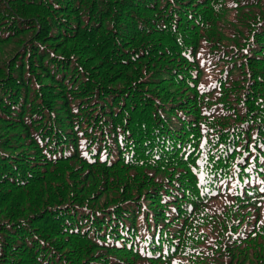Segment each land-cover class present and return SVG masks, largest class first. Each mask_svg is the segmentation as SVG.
I'll return each mask as SVG.
<instances>
[{
    "label": "trees",
    "instance_id": "1",
    "mask_svg": "<svg viewBox=\"0 0 264 264\" xmlns=\"http://www.w3.org/2000/svg\"><path fill=\"white\" fill-rule=\"evenodd\" d=\"M0 264H264V0H0Z\"/></svg>",
    "mask_w": 264,
    "mask_h": 264
}]
</instances>
